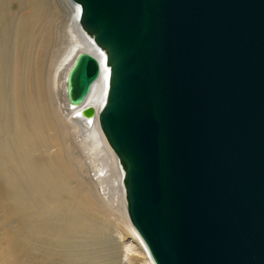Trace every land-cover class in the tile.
Segmentation results:
<instances>
[{"label":"water","instance_id":"obj_1","mask_svg":"<svg viewBox=\"0 0 264 264\" xmlns=\"http://www.w3.org/2000/svg\"><path fill=\"white\" fill-rule=\"evenodd\" d=\"M67 73L123 170L154 264H264V0H70ZM93 115V116H94Z\"/></svg>","mask_w":264,"mask_h":264},{"label":"bare ground","instance_id":"obj_2","mask_svg":"<svg viewBox=\"0 0 264 264\" xmlns=\"http://www.w3.org/2000/svg\"><path fill=\"white\" fill-rule=\"evenodd\" d=\"M76 17L70 0H0V264H122L88 168L95 176L114 170L117 220L154 264L128 219L123 170L94 115L106 84L99 80L77 108L67 102L74 58L96 55ZM60 36L66 46L55 62Z\"/></svg>","mask_w":264,"mask_h":264},{"label":"rangeland","instance_id":"obj_3","mask_svg":"<svg viewBox=\"0 0 264 264\" xmlns=\"http://www.w3.org/2000/svg\"><path fill=\"white\" fill-rule=\"evenodd\" d=\"M61 39V40H60ZM57 42V41H56ZM59 44V45H58ZM65 39L61 36L59 37V40L57 42V45L54 46V52L50 55V59L52 57V61L58 62L60 61V56L62 50L65 48ZM63 49H62V48ZM60 49V50H59ZM62 49V50H61ZM52 50V49H51ZM56 50V52H55ZM58 52V53H57ZM60 56H59V55ZM55 57V59L53 58ZM57 57V58H56ZM59 57V59H58ZM58 60V61H57ZM109 169V172L106 173L103 169L97 173V176L99 177L101 174V179L104 178L106 181L101 180L99 183L97 181V176L94 175V172L97 171V169L91 170V168H88V171L90 174V177L92 181H95V185H91L92 188L97 191L96 196L98 197V200L101 202V204L108 209L107 211V235L109 237V242L111 244L113 255L119 260L122 261V264H145L143 259L141 258L139 254L138 247L131 237V235L128 233L126 229L123 228L122 224L117 220L116 214L114 212V203L111 202V198L113 195V188L115 185V179L113 176L114 170ZM102 171V173H101ZM105 172V173H104ZM112 172V173H111ZM110 173V175H109ZM104 174V175H103ZM108 174V175H106ZM103 175V176H102ZM106 176H109V181L106 178ZM90 177L88 175V179L90 180ZM116 250V251H115ZM115 253V254H114Z\"/></svg>","mask_w":264,"mask_h":264}]
</instances>
